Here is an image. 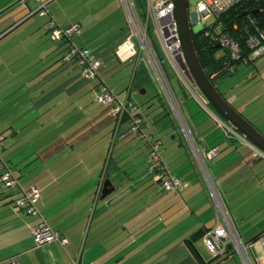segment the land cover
I'll return each mask as SVG.
<instances>
[{
    "label": "crops",
    "instance_id": "0c3cea01",
    "mask_svg": "<svg viewBox=\"0 0 264 264\" xmlns=\"http://www.w3.org/2000/svg\"><path fill=\"white\" fill-rule=\"evenodd\" d=\"M35 1L38 7L46 4ZM110 1L117 7L116 0ZM7 9L19 16L22 14L21 18L33 15L34 10H27L18 2L11 3ZM70 24L79 25V22ZM89 52L92 58L100 60L96 54L98 51ZM67 64L70 71L77 68L73 62ZM101 73L99 70L100 79L113 89ZM77 81L74 78L69 85L73 86ZM151 81L152 85L139 93L131 89V80L127 88L113 91L118 98L127 99L141 116L143 133L148 132V136L160 141L159 166L149 159V169H141L139 155L135 158L133 150L131 157L119 162L127 169L112 167L109 174L102 157L107 144H99L96 149L91 147L92 144H73L77 136L73 134L78 132L76 129L72 137H59L54 144H23L24 153L27 157L33 154V158L32 161L26 158L28 167L22 169L23 175L15 173L20 187L26 189L36 185L40 189L38 210L43 219L66 239V243L35 244L31 230L38 223V217L14 206L13 198L18 189L13 188L10 195L6 194L9 195L7 198L0 199V264H11L13 259L17 264H222L230 259L227 256L214 258L212 255L205 260L198 246L205 232L215 224L214 205L194 156L182 141L184 134L182 136L180 126L165 107V98L156 94L162 103V107L156 108L152 99L154 95L147 94L150 86L155 87L151 90L157 89ZM218 86L229 103L264 134V54L232 67L230 73L219 80ZM200 95L206 97L201 91ZM195 100L197 104L190 107L182 100L183 108L187 107L186 118L201 152L218 148L216 156L208 162L210 172L232 211L240 237H251L252 241L254 236L264 231V217L257 224L242 223L239 218L253 215L254 209L264 203V152L255 157V144L239 133V136L227 133L225 125L233 126L209 108V101L205 107ZM105 107L101 116L103 122L113 121L116 130L123 126L119 139L134 138L133 135L143 137V134L131 132V120L127 115L119 119L112 107ZM63 110L55 109L45 114L46 117H53L51 121L55 120L59 132L66 123L72 122L71 113ZM3 123L5 132L0 131L3 141L15 138L18 134L15 126L9 120ZM79 129L78 134L86 126ZM116 130L112 132L113 138ZM160 135L171 136L175 141L179 138L181 143L164 146ZM145 144L150 153V145ZM14 146L12 143L9 149ZM133 146L131 144L130 150ZM2 148L7 152L3 142ZM12 158L8 153L6 157H0V173L5 166L11 167ZM162 172L177 176L187 186L178 193L165 192L160 181L164 175ZM106 179L112 182L114 190L103 197L102 188ZM146 180L151 187L142 190L147 185L144 183ZM141 201L145 205L136 206ZM261 208L264 209V204ZM198 231L201 235L192 237Z\"/></svg>",
    "mask_w": 264,
    "mask_h": 264
},
{
    "label": "rangeland",
    "instance_id": "374dc122",
    "mask_svg": "<svg viewBox=\"0 0 264 264\" xmlns=\"http://www.w3.org/2000/svg\"><path fill=\"white\" fill-rule=\"evenodd\" d=\"M38 1L46 3L48 13L45 15L39 13L38 9L41 5L38 7L39 4L35 0H0V32L15 23L12 28H9L11 31L4 32L3 34L5 35L0 38V117L3 118L0 119V131L5 132L3 122L8 120L15 126V130L18 131L15 138L9 137L2 141L5 144V148H7V152L4 151V148L0 149L1 159L6 157L7 153L13 156L12 170L21 176L23 175L22 169L28 167L26 158H29V161H32L33 158V154L27 157L24 153L23 144H54L57 143L54 140H58L59 137L63 139L72 137V132L75 129L79 132V128L86 126V129L80 134L78 132L73 134L77 136L72 142L73 144H92L91 147L94 148H98L99 144H107L103 150L102 157L104 158V163L106 162L107 164L106 169L109 174L112 173V167L118 166V169H121V167L127 169L125 164H120L119 162L131 157L133 150L136 152L135 158L139 155L138 159L141 163V169L147 171L149 169V151L145 142L148 132L147 134L144 133L143 137L133 135L134 138L119 139V133L123 126H119L120 130L117 127L116 130L113 121H108L107 124L104 123L105 121L103 122L101 116L106 107L99 105L94 100L95 91L92 85H97L102 77L99 76L94 79L84 78L79 68H74L70 71L67 62L61 59V50L64 49V45L61 47L59 45L60 42L51 40L47 33L50 18L54 19L60 26L78 21L80 28L71 37L72 42L76 46L80 45L91 51H98L96 54L101 60V75L105 77L113 89L119 92L129 86L135 67V58L120 62L112 56L113 51L117 48L116 44L122 38L125 39L128 34L126 17L121 4L118 0H116L117 7L110 0ZM14 2H18L27 10L29 8L34 9L33 15L21 18L23 17L22 14L19 16L16 14L17 12L7 9ZM136 7L137 10L141 9L143 2L139 5L137 2ZM4 9L7 10L3 12ZM188 11H193V7L189 3ZM108 13H111V15H108ZM215 19V16H211L204 22L203 26L210 27ZM108 22L112 23L108 24ZM195 24L192 22V27ZM15 26L17 27L15 28ZM116 27H118L117 30ZM113 31L115 32L112 33ZM152 39L154 41V36H152ZM223 50V47L218 48V54L222 53ZM67 70L69 71L66 72ZM166 71L180 98L187 102L188 107L197 104V101L189 91L188 93L182 91L183 88H180L181 82L174 75L168 64H166ZM74 78L78 80L77 83L73 86L69 85ZM153 87L150 86L147 94L154 95L155 99L152 98L154 100L153 104L156 105V108H160L162 103L156 98V94L162 96L163 99L165 96L158 87L151 90ZM139 96L141 95L139 94ZM55 109L59 111L67 109L66 111L71 113L70 119L72 122L66 123L63 129L59 127L62 132L58 131L55 120L51 121L53 117L45 116L48 111L50 113ZM183 110L187 117V107L184 106ZM170 114L173 116L172 112ZM82 120L85 122H81ZM115 130L117 132L115 138H113L112 132L114 131L115 133ZM192 133L194 134L193 130ZM160 139L161 144H164V146L165 144L181 143V139L177 138L175 141L171 139V136L163 137L162 135ZM182 141H185L192 153L184 136ZM61 142L64 141L61 140ZM69 142L70 140L67 143ZM12 143L15 146L10 150L9 146ZM131 144H134L132 150H130ZM138 149L140 150L139 153H137ZM118 158L120 159L117 160ZM144 183L147 185H144L142 190L151 187V184H148L149 180ZM12 189L5 187L0 181V199L7 198L10 192L13 191ZM218 190L221 192L219 187ZM7 193L9 195H6ZM222 197L237 228L232 211L223 195ZM263 204H259L254 209L253 215L249 214L247 217L239 218V222L244 223L245 221V223L257 224L264 217V209L261 208ZM143 205L145 204L142 201L139 205L136 204V206L141 207ZM213 214L215 217V212ZM240 238L244 243H247V247L250 244L248 253L252 263L264 264V245L261 240L258 238L251 241V237L248 239ZM198 246H200L205 260L212 257L210 250L202 240L198 242ZM222 264L242 263L237 253H235V257H230V259L223 261Z\"/></svg>",
    "mask_w": 264,
    "mask_h": 264
},
{
    "label": "built area",
    "instance_id": "2783aa9c",
    "mask_svg": "<svg viewBox=\"0 0 264 264\" xmlns=\"http://www.w3.org/2000/svg\"><path fill=\"white\" fill-rule=\"evenodd\" d=\"M126 17L128 34L121 44L114 50L119 61H128L135 58V67L145 65L148 73L163 93L170 107L173 117L180 126L185 139L193 153L198 170L209 190L215 210V224L207 230L203 236L206 247L214 257L231 256L237 253L242 264H253L248 253L250 244L244 243L240 238L238 230L229 214L227 206L223 200L221 192L210 172L208 162L218 153L217 147H212L205 152H201L197 141L192 133L189 122L184 114L182 104L179 102L166 71V64L169 65L174 75L202 105L207 107L208 99L200 95V87L191 80L187 68L186 59L182 46L179 31L175 0H118ZM244 0H186L192 5L193 11L190 13V27L194 32L205 30L204 22L211 16H215V21L210 27L220 24L216 23L217 18L229 8ZM138 5L143 2V7L137 10ZM39 13L45 15L47 12L42 4ZM192 22L196 23L192 27ZM80 26L70 24L66 27L60 26L54 19L48 22L49 36L51 40L59 42L71 40V37L79 31ZM154 36V41L152 39ZM218 42L222 47L227 48L232 58L239 56V42L227 32H222L218 36ZM247 43L252 48L249 58L243 61L255 59L264 54V34L257 30L247 37ZM66 60L75 59L78 63L81 75L84 78L94 79L99 77L101 61L92 58L86 48L70 45L65 54ZM202 92V91H201ZM94 100L104 106H112L114 114L120 119L127 115L131 120V132L144 134L141 127V116L135 112V108L127 99L118 98L113 89L102 79L97 83L94 92ZM227 133L239 136V132L228 125H225ZM3 135L0 134V147ZM146 141L150 145V161L159 162L160 156L158 147L159 140H154L151 136H146ZM262 153L260 149H255L254 156ZM162 176L161 187L165 192H181L187 184L177 176L165 174ZM1 183L8 188H17L18 194L13 198V204L19 210L38 217V223L32 228L31 236L36 245L58 242L61 245L66 243V239L53 229L42 217L37 207L40 198V189L32 185L26 189L21 188L18 178L11 167L5 166L0 173ZM259 239L264 245V231L259 235ZM11 264H17L13 259Z\"/></svg>",
    "mask_w": 264,
    "mask_h": 264
},
{
    "label": "trees",
    "instance_id": "16d2710c",
    "mask_svg": "<svg viewBox=\"0 0 264 264\" xmlns=\"http://www.w3.org/2000/svg\"><path fill=\"white\" fill-rule=\"evenodd\" d=\"M44 6L46 8V4H44ZM251 10H256V13L244 14V12L251 11ZM216 23L220 25L218 27H216L215 25H213V27H207L205 29V30H208L207 33L204 32V30L193 32L192 41H193V45L197 53L198 59L203 69L209 75V78L212 81V83L216 86V88L224 96L223 92L220 90L218 86L219 80L222 77L226 76L228 73H230L232 67H235L237 64L242 63L244 58H247V59L249 58L252 48L247 43L248 35L255 33L257 30L261 31L264 34V0L241 1L238 4L234 5L233 7L229 8L226 12L222 13L217 18ZM14 24L15 23L3 29L0 32V38L5 35L3 34L4 32L7 33V31H11V29L9 30V28H12ZM66 26L68 25H65L63 27H66ZM16 27L17 26H15V28ZM222 32H227L231 36H233L236 40H238L239 56L237 58H232L228 49L224 47H223L224 48L223 52L218 54V47H216V44L218 43V36ZM47 33L48 35H50L48 27H47ZM59 42H60L59 45H61V47L64 45V49L61 50V59H63L65 62H73V65L75 64V67L79 68L78 63L75 59L66 60L64 57L67 50L70 48V45H75L72 42V40L70 41L64 40V41H59ZM150 84L152 85V81H151V77L148 73L147 68L143 64L138 65L133 70V74L131 78V89L138 90L139 92L142 89L146 90L147 86ZM96 87L97 85H92V88H94V91ZM181 87L183 88L182 91L186 92V88L182 85V83H180V88ZM173 90L179 102L182 104V107H183L182 100L174 86H173ZM208 106L213 112L222 116L210 102ZM165 107L169 110V113H170L171 110L166 101H165ZM0 119H3V118L0 117ZM141 127L143 128V131H144L143 120H141ZM0 134H2V132H0ZM146 143L148 142L146 141ZM155 166L158 167L159 162H156ZM162 179L163 177H161L160 179L161 182H162ZM17 194L18 192L16 193V195ZM197 234L201 235V232L198 231L195 234H192V237H194ZM227 257H231V256L227 255ZM214 258H217V257H214Z\"/></svg>",
    "mask_w": 264,
    "mask_h": 264
},
{
    "label": "water",
    "instance_id": "95a60500",
    "mask_svg": "<svg viewBox=\"0 0 264 264\" xmlns=\"http://www.w3.org/2000/svg\"><path fill=\"white\" fill-rule=\"evenodd\" d=\"M175 3L186 68L191 80L197 83L208 101L240 135L250 140L258 149L264 152V134L229 103L228 99L220 93L203 69L192 41L194 30L190 27V13L188 12L186 0H175ZM248 13H256V10L244 12V14ZM216 47H222V44L218 42ZM113 56L116 58L114 52ZM113 190L112 182L106 179L102 188V196L108 195ZM260 234L254 236L252 241L258 239Z\"/></svg>",
    "mask_w": 264,
    "mask_h": 264
}]
</instances>
